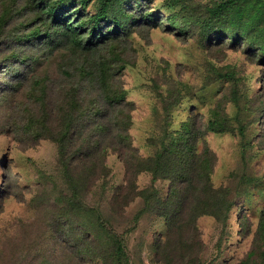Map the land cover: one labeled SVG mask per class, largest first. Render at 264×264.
Here are the masks:
<instances>
[{
  "label": "trees",
  "instance_id": "obj_1",
  "mask_svg": "<svg viewBox=\"0 0 264 264\" xmlns=\"http://www.w3.org/2000/svg\"><path fill=\"white\" fill-rule=\"evenodd\" d=\"M156 30L199 44L206 85L222 79V72L213 75L229 52L243 53L262 69L252 95L235 87L205 120L197 111V92L174 72L181 62L162 58L167 66L159 62L163 69L156 70L145 155L133 143L137 104L129 99L124 75L138 65L137 40L150 44ZM57 53L71 58L60 65V77L41 76ZM236 74L233 69L225 78L233 82ZM257 105V115L264 117V0H0V128L25 147L54 142L67 185H47L50 176L40 173L36 215L9 237L1 264H130L112 221L140 198L145 213L167 224L166 234L157 233L152 242L155 260L203 264L199 218L230 219L242 187L247 197L264 179L245 175L241 185L233 171L216 186L218 155L207 134L238 132ZM189 107L191 115L175 124L177 110ZM230 107H236L233 115ZM255 120L261 122L263 132L257 135L264 146V119H248L247 125ZM110 149L125 166V182L118 186L108 180ZM145 173L152 183L144 188ZM159 180L169 181L165 195L155 185ZM8 191L3 183L0 201ZM249 224L244 235H252L250 246L238 264H264V207L255 230Z\"/></svg>",
  "mask_w": 264,
  "mask_h": 264
},
{
  "label": "rangeland",
  "instance_id": "obj_2",
  "mask_svg": "<svg viewBox=\"0 0 264 264\" xmlns=\"http://www.w3.org/2000/svg\"><path fill=\"white\" fill-rule=\"evenodd\" d=\"M137 41L138 65L126 70L124 80L129 99L137 104L130 129L133 143L140 147L145 155L149 154L150 150L147 137L154 119L152 115V107L156 102L154 79L159 76L156 70H162L164 66H167V62L162 58L169 59L172 64L181 62L180 67L174 72L181 76L182 81L188 82L187 89L197 92L196 96L199 98L197 111L204 115L205 120L210 116L209 109L235 87L239 86L240 93L249 92V95H252L260 86L256 78L262 68L251 64L241 52H229L224 61L219 62L217 65L219 69L214 72L216 75H213L216 78L217 74L222 72V79L206 85L202 75L203 64H200L199 57L202 52L198 48V43L190 41L184 44L173 35L160 30L153 32L150 44L140 38ZM69 61L71 58L65 53H57L51 62L41 68V76L59 78L60 65ZM159 62L162 68L159 67ZM233 69L237 71L238 79L230 82L225 78V73L231 74ZM258 106L254 108L255 112ZM235 111L236 107H230L231 115ZM191 112L190 107L186 111L178 109L175 124L190 116ZM255 112L245 113L246 117L242 124H238L239 133L236 131V133L207 134L209 145L218 155L213 175L216 186L227 181L233 171L240 177L241 185L245 183L247 176L253 180L264 178L263 139L257 135L263 132L261 122L255 120L251 128L247 125L248 119L254 117L261 121L264 119L262 114L257 115ZM243 128L247 132L245 135L241 133ZM2 130L0 128V186L7 183L9 191L0 201V255H3L2 249L11 244L9 237L18 233V225L27 223L36 215L35 194L36 187L41 181L40 173L50 176L49 180H44L47 185L52 186L53 182H56L62 188L67 187L61 177L62 173L57 168L58 148L54 142L43 139L34 147H25L14 135L2 133ZM106 163L110 170L109 183L112 186L123 184L125 182L124 163L111 149L107 153ZM245 175H247L246 178L242 180ZM151 183L150 174L145 173L141 176V187L145 188ZM155 185L161 194L165 195L169 181L159 180ZM241 192L242 196L230 219L218 221L208 215L199 218L198 225L203 231L206 244L203 264H238L249 248L252 235L244 234L250 222H253V230L258 224L264 207V179L254 187L249 196L244 197L243 187ZM96 195L100 196L97 193ZM97 196L90 195L93 200H96ZM143 207L141 198L131 203L125 208L123 216H116L112 226L124 241L130 264H160L154 258L152 242L157 233L166 234V220L149 212L145 213ZM33 262L37 263L36 260ZM1 263L2 256H0ZM40 263L41 261L37 264ZM90 264L103 263L99 260Z\"/></svg>",
  "mask_w": 264,
  "mask_h": 264
}]
</instances>
